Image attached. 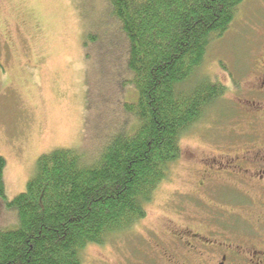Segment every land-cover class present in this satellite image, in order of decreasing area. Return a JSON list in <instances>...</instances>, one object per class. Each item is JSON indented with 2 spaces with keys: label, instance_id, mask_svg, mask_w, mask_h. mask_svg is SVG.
<instances>
[{
  "label": "rangeland",
  "instance_id": "1",
  "mask_svg": "<svg viewBox=\"0 0 264 264\" xmlns=\"http://www.w3.org/2000/svg\"><path fill=\"white\" fill-rule=\"evenodd\" d=\"M103 2L0 0V156L6 161L8 201L26 191L42 155L73 149L97 159L110 135L132 125L123 102H136V93L129 84L119 86V59L115 40L104 34L112 28H106ZM89 33L97 41L86 51ZM262 51L264 0H245L230 30L212 44L201 71L226 86L227 94L182 137L181 157L148 205L146 219L109 236L102 246H88L81 264H146L155 243L170 242L167 232L205 225L211 216L232 223L246 216L241 182L209 167L242 149L240 135L250 129L244 83ZM209 172L220 182L198 191ZM229 211L235 216L224 215ZM16 225L0 200V228Z\"/></svg>",
  "mask_w": 264,
  "mask_h": 264
},
{
  "label": "trees",
  "instance_id": "2",
  "mask_svg": "<svg viewBox=\"0 0 264 264\" xmlns=\"http://www.w3.org/2000/svg\"><path fill=\"white\" fill-rule=\"evenodd\" d=\"M244 2L104 0L119 86L136 93V102H123L132 125L110 135L97 159L73 149L42 155L26 191L11 201L0 156V200L17 222L12 230L0 228V264H81L88 246H102L146 219L181 157L182 137L227 94L201 71ZM94 41L89 33L84 49Z\"/></svg>",
  "mask_w": 264,
  "mask_h": 264
},
{
  "label": "flooded vegetation",
  "instance_id": "3",
  "mask_svg": "<svg viewBox=\"0 0 264 264\" xmlns=\"http://www.w3.org/2000/svg\"><path fill=\"white\" fill-rule=\"evenodd\" d=\"M248 72L243 112L250 117V129L240 135L242 149L235 150L232 158L215 161L209 167L210 171L241 182L244 191L240 200L246 216L234 223L211 216V222L205 225L195 223L190 228L167 232L170 242L155 243L146 252V264H264V134L259 131L261 127L264 130V51L254 57ZM222 167L224 170L220 171ZM210 178V172L205 173L206 181L198 183L196 189L203 190L211 181L220 182ZM224 215L235 216L230 211ZM134 264L143 263L136 260Z\"/></svg>",
  "mask_w": 264,
  "mask_h": 264
}]
</instances>
